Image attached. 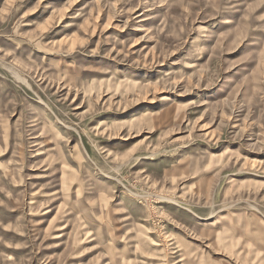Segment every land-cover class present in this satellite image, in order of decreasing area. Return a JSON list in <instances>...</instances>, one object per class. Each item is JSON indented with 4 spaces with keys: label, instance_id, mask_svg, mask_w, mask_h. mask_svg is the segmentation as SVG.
<instances>
[{
    "label": "rangeland",
    "instance_id": "obj_1",
    "mask_svg": "<svg viewBox=\"0 0 264 264\" xmlns=\"http://www.w3.org/2000/svg\"><path fill=\"white\" fill-rule=\"evenodd\" d=\"M0 264H264V0H0Z\"/></svg>",
    "mask_w": 264,
    "mask_h": 264
}]
</instances>
